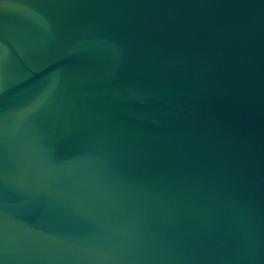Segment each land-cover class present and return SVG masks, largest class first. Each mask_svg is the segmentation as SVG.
Segmentation results:
<instances>
[{
    "label": "water",
    "instance_id": "1",
    "mask_svg": "<svg viewBox=\"0 0 264 264\" xmlns=\"http://www.w3.org/2000/svg\"><path fill=\"white\" fill-rule=\"evenodd\" d=\"M0 264H264V0H0Z\"/></svg>",
    "mask_w": 264,
    "mask_h": 264
}]
</instances>
